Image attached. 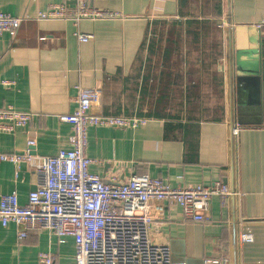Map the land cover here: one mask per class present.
<instances>
[{"label": "crops", "instance_id": "0c3cea01", "mask_svg": "<svg viewBox=\"0 0 264 264\" xmlns=\"http://www.w3.org/2000/svg\"><path fill=\"white\" fill-rule=\"evenodd\" d=\"M58 1L0 0V12L23 17L0 34V108L33 114L0 132V152L24 153L29 138L36 155L68 147L71 128L59 116L76 107L78 85L97 88L91 113L146 119L135 129L89 127L90 170L105 182L143 174L173 187L223 181L238 193L212 197L203 222L151 202V239L170 247L172 263L264 264V0H92L113 15L78 27L36 18ZM76 28L92 40L76 39ZM245 47L255 48L252 60L237 59ZM33 188L31 169L15 179L0 162V195L15 189L24 203ZM21 229L0 224V264H37L45 251L73 263L71 239L45 229L21 238Z\"/></svg>", "mask_w": 264, "mask_h": 264}, {"label": "built area", "instance_id": "2783aa9c", "mask_svg": "<svg viewBox=\"0 0 264 264\" xmlns=\"http://www.w3.org/2000/svg\"><path fill=\"white\" fill-rule=\"evenodd\" d=\"M64 0L38 11V20H61L78 27L81 20H96L113 13L92 5V0ZM23 17L0 12V34L15 33ZM72 34L81 42H89L92 33L76 28ZM76 107L59 116L70 125L68 147L52 155L31 153L33 139L27 140L24 153H1L0 162L13 165L14 178L22 166L34 173V188L27 200L20 202L15 189L0 195V224L21 227L23 238L29 230L45 229L57 237L59 243L71 239L74 246L72 264H173L167 244L154 242L150 236L149 212L151 202L178 205L184 219L208 220L212 197H236L238 193L223 181L208 186L195 184L173 187L148 175H131L118 183H107L90 170L95 162L87 154L89 127H117L135 129L146 119L135 116L91 113V107L100 98L94 87H76ZM33 114L12 107L0 108V132H13L26 127ZM238 133L232 130L233 136ZM241 241L250 235L240 234ZM37 264H56L49 251L41 252ZM204 264H229L225 257L210 258Z\"/></svg>", "mask_w": 264, "mask_h": 264}, {"label": "water", "instance_id": "95a60500", "mask_svg": "<svg viewBox=\"0 0 264 264\" xmlns=\"http://www.w3.org/2000/svg\"><path fill=\"white\" fill-rule=\"evenodd\" d=\"M260 45H261V47H263V45H264V41H261V44L258 42V45H257V49L258 48H260ZM255 48H253V47H248V48H243V49H240L239 51H238V53L236 54V56H237V59H240L241 60V58H242V60H252L253 58H251V56H252V54H254V52H253V50H254Z\"/></svg>", "mask_w": 264, "mask_h": 264}]
</instances>
